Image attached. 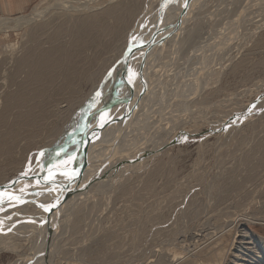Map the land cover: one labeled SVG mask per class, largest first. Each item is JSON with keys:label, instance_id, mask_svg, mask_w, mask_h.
Masks as SVG:
<instances>
[{"label": "rangeland", "instance_id": "374dc122", "mask_svg": "<svg viewBox=\"0 0 264 264\" xmlns=\"http://www.w3.org/2000/svg\"><path fill=\"white\" fill-rule=\"evenodd\" d=\"M55 1L0 19L30 16ZM66 1L70 9L54 4L41 21L0 32V186L29 180L52 158L62 131L81 121L75 112L122 56L145 0H131L137 4L125 22L112 14L96 23L91 36L84 25L130 0ZM198 6L181 36L185 44L169 45L156 64L155 86L131 129L138 138L132 151L168 134L176 136L167 146L179 141L69 207L53 264H264V0ZM46 53L56 66L38 70L52 78L35 80L34 60ZM77 71L78 82L66 77ZM4 207L1 213L12 211ZM14 229L0 233V264H24L31 241L43 235L30 240L31 232Z\"/></svg>", "mask_w": 264, "mask_h": 264}, {"label": "bare ground", "instance_id": "6f19581e", "mask_svg": "<svg viewBox=\"0 0 264 264\" xmlns=\"http://www.w3.org/2000/svg\"><path fill=\"white\" fill-rule=\"evenodd\" d=\"M93 1L94 0H84L82 4H90ZM113 1L116 0H107V3ZM201 1L202 0H145L143 5H138L136 2L130 0L128 3L110 8L108 12L104 13V17H98L97 19L92 20L90 25L87 26L86 24L81 28L84 32L86 31L85 34L87 35L91 30L93 31V29L97 27L96 23L100 22L103 24V19L106 17L108 18V15L110 16L112 14H118L116 16L120 15V17H114L125 22V18L123 17L132 12L136 4L138 6V11L136 12V17L134 19L135 22H132L134 25H132L131 32L128 33V35L125 34L127 42L125 43L126 47L124 46L125 50L123 49L122 56L107 72L104 80H102L103 83H100L101 85H98L93 89L94 93L90 95L87 103H85V105L83 104L84 107H81L80 105V111L78 110V113L77 111L75 112L77 117H79V121L80 117H82L81 121L77 122L78 124L76 123V125L72 123L75 126L70 125L72 126L71 129L69 126L62 131L60 139L56 145L57 150L52 155V158L46 162L43 168L32 175L29 180L17 181L14 185H11L10 182L0 186V190H2L11 185L12 190L18 195L20 194L19 189L24 188L25 192L23 193V196L27 201V203H22L23 205L19 210L15 209V207L8 206L7 209L11 208L12 211L9 210L10 212L1 213L2 211H5V207L0 211V221L3 222L0 224V233H3L4 236L8 231L12 232L13 226H16L17 229L14 230H27L31 232L32 235L29 238L30 240L37 235H44H42L43 238L41 237L39 240L35 238V241H31L33 246L30 250L33 252L24 264H53L54 254L56 252L54 240L57 239L55 237H57L56 234L59 233L57 229L63 220L62 216L65 218V211L69 207L71 208L72 205H75V203L77 204L79 200L84 198V196H87V194L89 192L91 193L94 189L96 190L108 186V184H112V182L114 183V181L121 177V175L125 176L128 172L137 169L138 166H140L139 163L143 160L147 161L148 158L155 159L164 149H166V147H168L167 145L169 142L174 140L176 135L168 134V136H165L166 139L164 138V140L152 142L151 145L136 148L132 151L131 146L137 143L135 141L138 138L135 137L133 140L131 139L134 135V131L131 129L134 126H137L135 124L140 121L137 117L139 111H141L140 107L142 104L141 108L143 109L144 107V99H142L144 93L155 86V83H153L154 71L155 68L160 67L156 64H162L159 62L163 57V53H165L168 48L171 49V46L169 47V45H179V48H177L180 49V47L185 44V40L183 41L181 39L182 34L185 33V25H187V22H190V20H193L195 9L198 7L200 8L201 5L198 6V4H200ZM54 4L66 8L67 6L68 8L71 6L66 0H56ZM54 4L50 5V7H48V5L43 10L34 12L30 14V16L15 19H0V32L7 33L9 31H15L24 26L26 27L41 21L43 17L46 16L45 13L47 10L55 7ZM87 7L88 6H86L85 9ZM72 8L73 7H71V9ZM80 8L82 9V7ZM58 9L60 10V8ZM74 9L76 8L74 7ZM122 26H124V24ZM102 27L103 25L101 28ZM125 27L127 28V26ZM133 37L136 39L133 40ZM130 43L131 51H129ZM173 53L175 54V52ZM176 53H178V51H176ZM57 61L58 60L54 59L51 53L44 55V58L40 63L37 62V60H34V62H36L37 70L34 69L32 78L39 81H48V79H51L52 73L47 71L53 70V67L51 66H56ZM33 64L34 63H32V65ZM44 67L47 70L46 72L38 70ZM109 73H111V75H109ZM66 77L69 78L70 81L75 82L77 80L79 81V79L83 77V74L81 71H77L76 73H66ZM97 91L101 92V96L98 99H95V103L93 104L95 93ZM146 100H148V98L145 99V102ZM89 104H93V106L89 108ZM106 110L109 111L108 114H105ZM102 114H104L103 120H101ZM180 114L181 113H179V115ZM179 115H177V117ZM73 119H75V117L72 118L71 122ZM131 120H133V123L129 126ZM75 121H77V119L73 122L75 123ZM225 126L228 127L229 125ZM187 135H189V133ZM178 141L179 140L173 141L172 143ZM57 152H60L59 156L56 155ZM103 166L105 167L102 169V172H100L99 170ZM61 170H67L70 178L60 175L59 173ZM50 171L55 174L53 179L49 178ZM100 176L103 178L98 179ZM76 177H79L78 182H76ZM87 184H90V186H86L82 192L70 198L56 213L52 214L54 207H51L49 211L41 209L42 207H40V205H56L67 193L78 191L83 185ZM36 193H39V195H36ZM28 208H34L36 213L33 215L27 214ZM63 213L65 214L63 215ZM17 216L21 218L23 217L24 222L21 223L16 221L14 218ZM37 238H39V236ZM37 241H40L41 245L37 246Z\"/></svg>", "mask_w": 264, "mask_h": 264}, {"label": "snow or ice", "instance_id": "6c2138e0", "mask_svg": "<svg viewBox=\"0 0 264 264\" xmlns=\"http://www.w3.org/2000/svg\"><path fill=\"white\" fill-rule=\"evenodd\" d=\"M136 38L133 37V40H135ZM129 51H131V43H130V48ZM109 75H111V73H109ZM101 96V92L97 91L95 93V98L93 100V104L95 103V99H98ZM93 104H89V108H91L93 106ZM104 119V114L101 115V120ZM41 156L44 155V153H40ZM57 156L60 155V152L56 153ZM60 175L65 176L66 178H70L69 173L67 170H61ZM23 176H27L28 172H24L22 173ZM54 173H52L51 171L49 172V178L53 179L54 178ZM17 181H12L11 185L16 184ZM11 185H9L8 187L0 190V211L3 210L4 206L7 205L9 207H15L17 206V204L20 203H27V201L24 199L23 193L25 192L24 188L19 189V195L16 194V192L14 190H12ZM36 195H39V193H36ZM56 205H40V207H42L44 209V211H49L51 207H55ZM3 222L0 221V224H2Z\"/></svg>", "mask_w": 264, "mask_h": 264}, {"label": "crops", "instance_id": "0c3cea01", "mask_svg": "<svg viewBox=\"0 0 264 264\" xmlns=\"http://www.w3.org/2000/svg\"><path fill=\"white\" fill-rule=\"evenodd\" d=\"M38 0H0V14L17 16L26 13Z\"/></svg>", "mask_w": 264, "mask_h": 264}, {"label": "water", "instance_id": "95a60500", "mask_svg": "<svg viewBox=\"0 0 264 264\" xmlns=\"http://www.w3.org/2000/svg\"><path fill=\"white\" fill-rule=\"evenodd\" d=\"M109 113V111L108 110H106L105 111V114H108ZM247 115V113H245V115H242V119L245 117ZM222 130H225V128H222ZM174 143H172L171 145H173ZM170 146V145H169ZM168 146V147H169ZM167 148V147H166ZM105 166H103V167H101V169L99 170L100 172H102V169L104 168ZM81 175V174H80ZM77 178V181L76 182H78L79 181V177H76ZM100 178H103L102 176H100V177H98V179H100ZM97 179V180H98ZM92 184V183H91ZM86 186L88 187V186H90V184L88 185H83L78 191H72V192H69V193H67L60 201H58V203L56 204V206L54 207V209H53V213L52 214H54V213H56L58 210H59V208L63 205V204H65L70 198H72L74 195H76V194H78V193H80V192H82L85 188H86ZM61 189V188H60ZM22 204V203H21Z\"/></svg>", "mask_w": 264, "mask_h": 264}]
</instances>
